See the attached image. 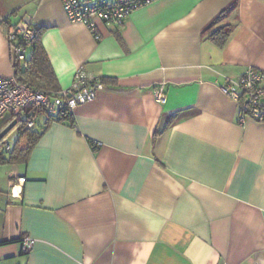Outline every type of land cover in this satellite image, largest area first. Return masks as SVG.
<instances>
[{"label":"crops","instance_id":"crops-1","mask_svg":"<svg viewBox=\"0 0 264 264\" xmlns=\"http://www.w3.org/2000/svg\"><path fill=\"white\" fill-rule=\"evenodd\" d=\"M25 15L61 88L81 67L106 86L0 175V264H264V120L220 88L264 73V0H154L94 29L62 0H0V77L22 63L7 35Z\"/></svg>","mask_w":264,"mask_h":264},{"label":"built area","instance_id":"built-area-1","mask_svg":"<svg viewBox=\"0 0 264 264\" xmlns=\"http://www.w3.org/2000/svg\"><path fill=\"white\" fill-rule=\"evenodd\" d=\"M154 0H62L64 9L71 21L82 22L88 27L95 28V20L113 22L122 25L130 14ZM37 35V27L27 15L16 24L10 26L8 41L18 61L27 58V50ZM99 37V35H96ZM165 82L153 85L156 99L160 103L167 101L164 91ZM106 85L98 77L85 71L83 67L77 70L72 83L59 90H45L35 88L28 83L19 81L16 76L0 77V120L6 115L20 114L27 119V126L35 125V117L39 110L58 113L61 107H68L74 112L82 103L91 101L96 97L97 90ZM220 88L229 97L234 99L240 108V121L246 117L264 120V73L254 67H247L237 79H227ZM6 149L10 148L8 142ZM24 181L25 177L18 178ZM22 251L33 249L36 239L32 236L21 240ZM218 264H228L220 261Z\"/></svg>","mask_w":264,"mask_h":264},{"label":"trees","instance_id":"trees-1","mask_svg":"<svg viewBox=\"0 0 264 264\" xmlns=\"http://www.w3.org/2000/svg\"><path fill=\"white\" fill-rule=\"evenodd\" d=\"M234 28V25H224L212 31L209 34V38L219 47H224L229 41ZM42 32L43 30L37 27V35L34 40L29 43V46H31V53L24 61H21L22 63H17L15 65V76L19 81L28 83L35 88H41L45 90H59L61 87L58 84L56 74L41 43ZM43 112L46 114V119L44 126L40 129H35L33 128L34 126L28 127L26 124L27 119L23 118L22 120L20 118L21 115L18 113L9 115L2 123H0L1 132L3 128H5L11 121L15 119L18 121V123L22 121V126L19 131V138L26 136L25 145H21V139H18L14 146L10 145L11 149H6L5 143L7 141H5L4 138L0 140V162H26L36 142L53 122H68L72 126H75L76 124L74 113L69 111L68 107L66 106L61 107L58 113H50L46 110H39L38 114ZM38 114H36V116ZM16 149L17 153H15Z\"/></svg>","mask_w":264,"mask_h":264},{"label":"rangeland","instance_id":"rangeland-1","mask_svg":"<svg viewBox=\"0 0 264 264\" xmlns=\"http://www.w3.org/2000/svg\"><path fill=\"white\" fill-rule=\"evenodd\" d=\"M89 2H92L93 0H88ZM30 53V49H28V54ZM9 115H6L5 117H3L1 120H0V123H2ZM22 120H23V116L20 117ZM43 116H40L38 119H37V124L33 127L35 129H37V127L41 124L40 122H42L43 120ZM36 121V120H35ZM22 126V121L20 123H18L5 137V141L9 142L11 144V146H14L16 141L18 139H21L20 142H21V145L22 143L24 142L25 143V137L26 136H22L21 138H19L20 136V128ZM18 148V147H17ZM15 153H17V149L15 150ZM14 163V162H13ZM10 164L9 163H2L0 162V175H3V177H5V175H7L8 173V169H9V166Z\"/></svg>","mask_w":264,"mask_h":264},{"label":"water","instance_id":"water-1","mask_svg":"<svg viewBox=\"0 0 264 264\" xmlns=\"http://www.w3.org/2000/svg\"><path fill=\"white\" fill-rule=\"evenodd\" d=\"M18 121L15 119L11 121L3 130L0 132V140H2L16 125Z\"/></svg>","mask_w":264,"mask_h":264}]
</instances>
